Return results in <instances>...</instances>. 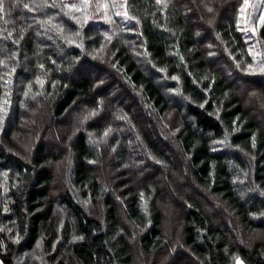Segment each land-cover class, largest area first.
Instances as JSON below:
<instances>
[{
    "label": "trees",
    "instance_id": "obj_1",
    "mask_svg": "<svg viewBox=\"0 0 264 264\" xmlns=\"http://www.w3.org/2000/svg\"><path fill=\"white\" fill-rule=\"evenodd\" d=\"M106 1L2 0L1 263L264 264V4Z\"/></svg>",
    "mask_w": 264,
    "mask_h": 264
},
{
    "label": "snow or ice",
    "instance_id": "obj_2",
    "mask_svg": "<svg viewBox=\"0 0 264 264\" xmlns=\"http://www.w3.org/2000/svg\"><path fill=\"white\" fill-rule=\"evenodd\" d=\"M160 0H157V3H159ZM90 3V0H82L81 4L80 5H76V4H71V5H66V7L70 8V9H73L77 12H84V10L88 7ZM127 3V0H125V4ZM259 3L260 4H264V0H259ZM249 5V0H244V7H248ZM258 5L254 4L252 7H253V12H255L256 10V7ZM25 8H28L29 6L27 4L24 5ZM99 7H101L100 4H97V8L99 9ZM103 7L105 9L108 8V5L107 4H104ZM113 7H117V5L113 4ZM211 11V9H209ZM0 11H3V3H2V0H0ZM117 15H123L124 17H127L129 19H135V17H130L129 14H128V11L125 9V11H123L122 13L121 12H117L116 13ZM105 19H109V17L107 16V13H105ZM72 19L73 20H76L77 23L81 24V26L84 24V23H87V21L90 19V17L87 15V14H83L81 17H77V16H72ZM109 22L110 19H109ZM139 22V21H137ZM259 22L261 24H264V13H261L260 16H259ZM253 24V26L250 28L251 31L255 32L256 31V28L254 26L255 24V19L251 22ZM9 35H11V33H9ZM258 54V53H257ZM41 67H43V65H41ZM249 69L252 68V65L249 64L248 65ZM261 72H264V65H262L259 69ZM14 71V69H13ZM0 111H2V109H0ZM94 114V113H93ZM3 117H0V119H2ZM107 134V133H105ZM238 264H243L242 261H238Z\"/></svg>",
    "mask_w": 264,
    "mask_h": 264
},
{
    "label": "rangeland",
    "instance_id": "obj_3",
    "mask_svg": "<svg viewBox=\"0 0 264 264\" xmlns=\"http://www.w3.org/2000/svg\"><path fill=\"white\" fill-rule=\"evenodd\" d=\"M106 4L108 5V8L106 9L107 16L109 17L111 22H112V19L116 21L115 18L118 17L116 13L120 11L123 12V9H124L122 7V0H107ZM113 4L117 5V7H113ZM109 19H106V20L109 21ZM245 22H246V19H245ZM246 28H247V31L250 32L249 20L246 23ZM238 261H242V260H238ZM238 261H237V264H238ZM0 264H2L1 261H0Z\"/></svg>",
    "mask_w": 264,
    "mask_h": 264
},
{
    "label": "bare ground",
    "instance_id": "obj_4",
    "mask_svg": "<svg viewBox=\"0 0 264 264\" xmlns=\"http://www.w3.org/2000/svg\"><path fill=\"white\" fill-rule=\"evenodd\" d=\"M195 2V1H194ZM226 6V5H225ZM211 18V17H210ZM212 21V20H211ZM215 21V20H214ZM206 28V27H205ZM166 30V29H165ZM208 33V32H207ZM111 66V65H110ZM237 171V170H236ZM235 172V171H234ZM231 173V172H230ZM237 173V172H236ZM235 227V226H234ZM241 230V229H240ZM239 230V231H240ZM237 231V230H236ZM239 235V234H238ZM245 236H246V234H245ZM244 241V240H243ZM250 242V241H249ZM245 243H246V241H245ZM248 244V243H247Z\"/></svg>",
    "mask_w": 264,
    "mask_h": 264
},
{
    "label": "crops",
    "instance_id": "obj_5",
    "mask_svg": "<svg viewBox=\"0 0 264 264\" xmlns=\"http://www.w3.org/2000/svg\"><path fill=\"white\" fill-rule=\"evenodd\" d=\"M243 262V261H242ZM244 264V263H243Z\"/></svg>",
    "mask_w": 264,
    "mask_h": 264
}]
</instances>
